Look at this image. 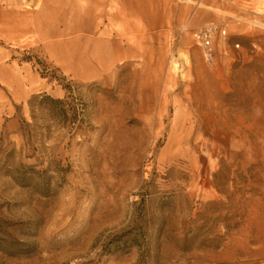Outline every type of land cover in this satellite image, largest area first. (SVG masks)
Instances as JSON below:
<instances>
[{
	"label": "rangeland",
	"instance_id": "1",
	"mask_svg": "<svg viewBox=\"0 0 264 264\" xmlns=\"http://www.w3.org/2000/svg\"><path fill=\"white\" fill-rule=\"evenodd\" d=\"M256 1L0 0V264H264Z\"/></svg>",
	"mask_w": 264,
	"mask_h": 264
},
{
	"label": "built area",
	"instance_id": "2",
	"mask_svg": "<svg viewBox=\"0 0 264 264\" xmlns=\"http://www.w3.org/2000/svg\"><path fill=\"white\" fill-rule=\"evenodd\" d=\"M262 16L264 18V15ZM248 21L264 30V20L257 22L254 19H250ZM229 38L230 31L226 23L209 22L199 25L193 32V42L201 48L204 59L210 64H213L221 54L223 55L229 52ZM252 46L254 51L258 52L262 50V45L259 41L254 40ZM234 48L239 50L242 47L237 42L234 44Z\"/></svg>",
	"mask_w": 264,
	"mask_h": 264
},
{
	"label": "trees",
	"instance_id": "3",
	"mask_svg": "<svg viewBox=\"0 0 264 264\" xmlns=\"http://www.w3.org/2000/svg\"><path fill=\"white\" fill-rule=\"evenodd\" d=\"M44 100L45 101H49V104L55 105V106H59V105H63L64 101H62L61 99H56L52 96H44Z\"/></svg>",
	"mask_w": 264,
	"mask_h": 264
},
{
	"label": "bare ground",
	"instance_id": "4",
	"mask_svg": "<svg viewBox=\"0 0 264 264\" xmlns=\"http://www.w3.org/2000/svg\"><path fill=\"white\" fill-rule=\"evenodd\" d=\"M199 4L202 5L201 2ZM256 4H257L256 7L259 8L258 13H260V14L263 13V11H264V0L256 1ZM248 20H250V19H248ZM187 59H188V56H187Z\"/></svg>",
	"mask_w": 264,
	"mask_h": 264
},
{
	"label": "crops",
	"instance_id": "5",
	"mask_svg": "<svg viewBox=\"0 0 264 264\" xmlns=\"http://www.w3.org/2000/svg\"><path fill=\"white\" fill-rule=\"evenodd\" d=\"M202 20V19H201ZM201 22V24H203V23H206V22H203V21H200ZM210 22H214V21H210Z\"/></svg>",
	"mask_w": 264,
	"mask_h": 264
}]
</instances>
